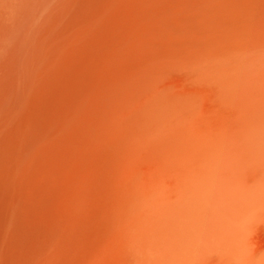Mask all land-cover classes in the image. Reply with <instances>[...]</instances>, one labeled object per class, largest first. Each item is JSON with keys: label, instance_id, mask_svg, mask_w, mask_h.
<instances>
[{"label": "bare ground", "instance_id": "obj_1", "mask_svg": "<svg viewBox=\"0 0 264 264\" xmlns=\"http://www.w3.org/2000/svg\"><path fill=\"white\" fill-rule=\"evenodd\" d=\"M0 264H264V0H0Z\"/></svg>", "mask_w": 264, "mask_h": 264}]
</instances>
